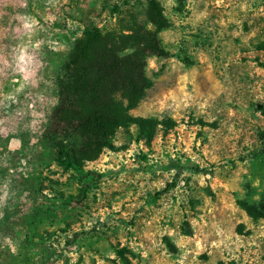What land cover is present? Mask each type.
Here are the masks:
<instances>
[{"label":"rangeland","instance_id":"obj_1","mask_svg":"<svg viewBox=\"0 0 264 264\" xmlns=\"http://www.w3.org/2000/svg\"><path fill=\"white\" fill-rule=\"evenodd\" d=\"M165 54L79 168L48 130L83 29H151L145 0H0V264H264V0H156ZM75 239L72 240L73 235Z\"/></svg>","mask_w":264,"mask_h":264},{"label":"trees","instance_id":"obj_2","mask_svg":"<svg viewBox=\"0 0 264 264\" xmlns=\"http://www.w3.org/2000/svg\"><path fill=\"white\" fill-rule=\"evenodd\" d=\"M145 1L151 29L133 25L85 28L60 66L56 76L60 100L47 133L59 160L67 166L79 168L95 159L111 146L119 128L135 125L142 134L152 131L149 119L129 114L150 85L144 73L145 58L165 54L156 36L166 25L161 7L156 0ZM240 206L252 219L264 216V200Z\"/></svg>","mask_w":264,"mask_h":264}]
</instances>
